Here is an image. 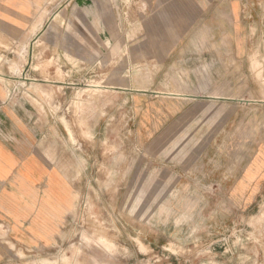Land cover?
I'll return each instance as SVG.
<instances>
[{
    "label": "rangeland",
    "instance_id": "374dc122",
    "mask_svg": "<svg viewBox=\"0 0 264 264\" xmlns=\"http://www.w3.org/2000/svg\"><path fill=\"white\" fill-rule=\"evenodd\" d=\"M6 1L2 27L14 36L0 42L8 50L0 61L13 78L27 64L26 81L12 79L19 82L10 97L44 119L46 144L52 154L53 145L60 148L73 201L50 244H18L0 223V264H264L260 216L246 220L229 213L228 197L173 186L197 160L244 159L235 150L246 135L244 111L236 110L244 105L230 117L181 116L194 105L166 95L185 87L172 82L214 75H252L254 95L264 94V39L254 37L248 73L243 64L213 69L195 52L161 63L144 51L155 44L144 0ZM164 79L169 84L152 83ZM215 87L245 89L243 82Z\"/></svg>",
    "mask_w": 264,
    "mask_h": 264
},
{
    "label": "crops",
    "instance_id": "0c3cea01",
    "mask_svg": "<svg viewBox=\"0 0 264 264\" xmlns=\"http://www.w3.org/2000/svg\"><path fill=\"white\" fill-rule=\"evenodd\" d=\"M144 3L148 5L150 19L148 37L155 42H150L144 51L151 54L152 61L163 63L173 58V54L195 52L211 62L213 69L236 70L243 64L248 73L254 37L264 39V0H144ZM0 4L8 5V1L2 0ZM2 26L8 27V19L0 18V42L8 43V37L14 35ZM260 50L264 53V46ZM0 56L6 59L8 50L0 48ZM4 59L0 61V223L9 227L10 238L18 244H50L72 205L73 187L64 173L60 148L53 145V154L49 152L44 119L39 118L31 103L23 104L10 97V85L19 82L12 79L26 81L22 76L27 64L21 67L20 76L13 78ZM242 82L245 89L240 93L224 94L215 87ZM152 83L169 84L165 79ZM253 83L252 75L228 79L214 75L172 82L185 87L179 93L170 89L166 95L186 106L194 105L182 108L181 116L195 112L198 116L230 117L229 110L243 104V108L236 110L244 111L246 133L235 148L242 150L243 160L219 164L197 160L186 165V171L185 165L181 168L173 186L190 195L228 197L229 213L243 214L246 220L260 216L264 223V94L254 95ZM196 85L197 88H192ZM228 128L225 125L221 129ZM261 236L264 255V225Z\"/></svg>",
    "mask_w": 264,
    "mask_h": 264
}]
</instances>
